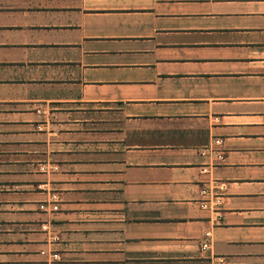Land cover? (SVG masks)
I'll list each match as a JSON object with an SVG mask.
<instances>
[{
  "label": "crops",
  "instance_id": "crops-1",
  "mask_svg": "<svg viewBox=\"0 0 264 264\" xmlns=\"http://www.w3.org/2000/svg\"><path fill=\"white\" fill-rule=\"evenodd\" d=\"M0 264H264V0H0Z\"/></svg>",
  "mask_w": 264,
  "mask_h": 264
},
{
  "label": "built area",
  "instance_id": "built-area-1",
  "mask_svg": "<svg viewBox=\"0 0 264 264\" xmlns=\"http://www.w3.org/2000/svg\"><path fill=\"white\" fill-rule=\"evenodd\" d=\"M206 236H209V234L207 233ZM208 246H209V244H208L207 242L203 244V247H204V248H206V247H208Z\"/></svg>",
  "mask_w": 264,
  "mask_h": 264
}]
</instances>
